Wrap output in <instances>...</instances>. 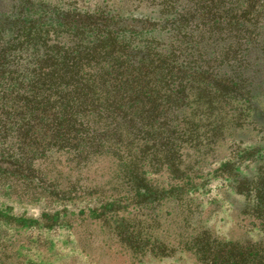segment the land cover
<instances>
[{
    "label": "rangeland",
    "instance_id": "1",
    "mask_svg": "<svg viewBox=\"0 0 264 264\" xmlns=\"http://www.w3.org/2000/svg\"><path fill=\"white\" fill-rule=\"evenodd\" d=\"M173 32L191 34L157 39L176 43ZM201 91L166 130L124 128L87 160L51 151L19 174L1 165L0 264H264V204L249 195L264 180V91ZM0 137L18 149L12 131Z\"/></svg>",
    "mask_w": 264,
    "mask_h": 264
},
{
    "label": "trees",
    "instance_id": "2",
    "mask_svg": "<svg viewBox=\"0 0 264 264\" xmlns=\"http://www.w3.org/2000/svg\"><path fill=\"white\" fill-rule=\"evenodd\" d=\"M176 29L191 34L157 39ZM195 88L264 91V0H0V136L18 148L0 166L15 174L51 151L87 160L124 128L166 130ZM253 192L264 204V180Z\"/></svg>",
    "mask_w": 264,
    "mask_h": 264
}]
</instances>
